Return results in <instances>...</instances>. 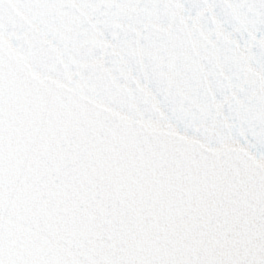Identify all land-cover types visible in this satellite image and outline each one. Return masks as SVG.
I'll use <instances>...</instances> for the list:
<instances>
[{
    "label": "snow or ice",
    "instance_id": "1",
    "mask_svg": "<svg viewBox=\"0 0 264 264\" xmlns=\"http://www.w3.org/2000/svg\"><path fill=\"white\" fill-rule=\"evenodd\" d=\"M0 264H264V0H0Z\"/></svg>",
    "mask_w": 264,
    "mask_h": 264
}]
</instances>
